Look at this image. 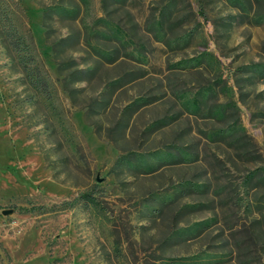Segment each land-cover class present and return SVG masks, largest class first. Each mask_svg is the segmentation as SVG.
<instances>
[{
  "label": "rangeland",
  "instance_id": "obj_1",
  "mask_svg": "<svg viewBox=\"0 0 264 264\" xmlns=\"http://www.w3.org/2000/svg\"><path fill=\"white\" fill-rule=\"evenodd\" d=\"M126 4L118 0H0V264H243L236 248L242 236L235 238L228 229L231 224L237 228L248 223L243 208L212 192L162 204L180 178L205 177V170L214 169L209 165L215 158L211 153L219 154L221 146L208 144L197 132L209 124L190 118L192 136L208 154L204 163L146 172L138 168L137 156L128 163L119 161L121 150L137 153L134 148L140 146L156 163L152 153L170 133L160 131L148 140L143 136L141 145L135 139L146 122L169 106L162 100L142 110L127 136L115 129V123L121 104L137 96L139 89L150 87L156 93V80L120 87L114 93L116 106L89 120L87 104L99 96L103 81H78L77 76L68 75L87 66L76 65L72 59L79 62L89 57L83 43L87 37L91 40V33L104 30V23L130 29L134 39L152 52L151 63L157 68L204 52L211 66L202 73L177 72L178 93L185 95L178 108L194 98L198 83L213 84L220 75L222 79L230 76L228 86L233 89L241 124L261 149L264 164V99H254L264 83L244 88L251 93L243 103L230 74L241 64L264 61V0H127ZM201 5L207 20L200 13ZM164 8L165 24L174 35L194 27L199 30L187 47L171 50L147 32ZM107 12L110 19L105 18ZM16 33L24 42L22 52L4 41ZM65 36L71 37L55 46ZM25 61L29 63L26 70ZM61 62L66 64L62 72ZM33 66L47 81L50 96L35 86ZM127 69L122 61L104 66L101 76L117 79ZM221 86L218 98L222 100ZM71 90H76L74 96ZM91 121L101 125L100 133ZM108 128H114L118 145L104 137ZM225 165L231 168L206 173L212 179H199L227 180L234 186L254 166L242 160L236 166L229 161ZM185 204L195 206L182 208ZM255 231L254 238L264 242V225ZM250 251L255 258L248 264H264L258 248L251 245Z\"/></svg>",
  "mask_w": 264,
  "mask_h": 264
},
{
  "label": "trees",
  "instance_id": "obj_2",
  "mask_svg": "<svg viewBox=\"0 0 264 264\" xmlns=\"http://www.w3.org/2000/svg\"><path fill=\"white\" fill-rule=\"evenodd\" d=\"M118 1L128 6L126 4L127 0ZM49 11V9L45 10L46 16H48ZM200 13L207 20L202 5ZM166 14V8L161 10L157 18L148 25L147 32L154 41L162 42L164 46L168 45L171 50L175 47H187L194 40L195 36L200 33L199 30L194 27L190 31H183L178 35H174L165 24ZM106 17L107 19L109 18L108 12L105 15ZM104 26V30L99 29L91 33L90 36L88 35L91 40L87 37L83 43L89 57H81V61L79 62L76 59H72L74 60L73 62H76V65L88 63L87 66L78 68L76 69V73H70L68 75V77L77 76L78 81L90 82L96 78L103 81L99 96L87 104L86 114L89 120L93 115H103L106 111H110L116 106L114 93L120 87L131 85L132 88L134 84H143V80H156L154 89L157 94L153 93L154 90L150 89V87H146V90L142 91V87V89L138 90L137 96L130 97L121 104V107H119V117L115 123L116 128H114L127 136L132 132L133 124L142 110L150 109L153 105L159 104L164 100V103L169 107L167 106L168 108L161 115L146 122L135 140L140 141L139 145H141L143 136L148 140L153 134L160 131L164 132L163 135L169 133L170 135L169 137H163L161 143H159L154 153H152L157 159L156 163L150 161L148 158L150 156L149 153L146 150L143 151L140 149V146L134 148L137 149L135 150L137 153H133L134 151L132 152V150L122 149L119 161L128 163L132 156H137L140 158L139 164L141 163L138 165V168L146 172H152L155 168L175 169L177 167L183 168L204 163V158L208 154L206 151L200 150L199 145L195 142V138L192 136L194 130L190 121V118L193 116L201 118L205 124L209 125L202 130L199 129L198 131L197 129V132L206 138L208 144L210 143L212 145L215 143L217 146H221V149H218L220 155L216 152L211 153L215 158L213 162L209 161V165H214V169L205 170V175H203L205 177L196 174L194 176L180 178L178 185L175 186L174 193L169 194L167 198L163 199L162 204L164 206L169 202H175L180 197L210 194L211 192L215 197L220 196L227 203L232 200L234 206L243 208L249 218L248 223L244 222L238 225L239 227L237 228L233 224L228 227L235 238H238V234L240 237L242 236V239L238 238L236 242L238 260L243 264H248L254 260L255 257H250L251 245L255 250L257 248L260 250V258L264 254V242L254 238V231L257 227L264 225V164H262L261 149L256 147L252 141V137L249 136V133L241 124L237 102L231 97L234 93L233 89L231 86H228L230 76L228 79H222L220 75L218 80L213 84L211 82L198 83L194 86L197 89L194 98L183 101L180 104L182 108H178V102L182 98H185V95H179L178 93L180 89H178L177 83L175 82L177 80V72H181L180 70H189L195 73L197 71L202 73L207 66H211V63L205 60V55L208 54L202 52L200 54L193 53V55L187 57L181 56L174 61L173 65H168L167 67L157 65V68L155 64L151 63L150 53L152 54V52L147 51L139 40L134 39L129 32L130 29L120 23H104ZM70 37L65 36L61 38L55 46H59ZM94 39L95 41H93ZM77 40L78 43L82 42L80 36ZM4 41L7 47H12L17 52H22L25 49L23 47V39L17 33L12 36L7 35ZM23 58L25 57L23 56ZM122 61L128 64V69L124 71L122 77L113 79L109 74L101 76L104 66L110 68ZM23 64L26 70L29 64L28 61L23 62ZM65 68L66 64L61 62L59 71L62 72ZM30 69L38 91L50 96L47 81L41 75L38 68L33 66ZM230 74L233 76V88L236 85L239 89V100L246 103V97L250 95L251 91H245L244 88L255 87L261 82L264 83V61L241 64L239 67L233 69ZM154 76H156V79ZM220 80L222 81L220 82ZM220 83L223 84L221 87L225 92L222 100L218 98ZM74 91L76 90L70 91L71 96H74ZM259 97L264 99V89L255 93L254 99ZM261 116H264V114ZM181 121H184V126L180 129L179 125ZM91 124L100 133L101 125L94 121H91ZM109 129L107 135L104 137L114 141L118 145L117 139L113 137V131H109ZM181 137H184L185 141H183L184 139H180ZM224 157L235 166L241 160L244 163L254 164V166L248 169L240 183L234 186L227 180L224 183H212L209 179L204 180L207 177L212 179L210 177L212 172L222 171L224 170L223 168H231L225 165L227 161H225ZM206 173L210 175L207 176ZM200 177L204 179H199ZM200 205L198 204L197 206ZM194 206L185 204L182 208H193ZM241 259H244V261Z\"/></svg>",
  "mask_w": 264,
  "mask_h": 264
}]
</instances>
